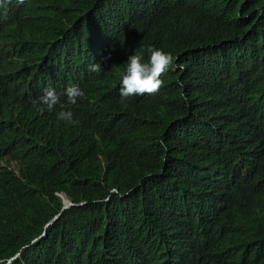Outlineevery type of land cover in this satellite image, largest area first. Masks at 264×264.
Returning a JSON list of instances; mask_svg holds the SVG:
<instances>
[{
  "label": "trees",
  "instance_id": "trees-1",
  "mask_svg": "<svg viewBox=\"0 0 264 264\" xmlns=\"http://www.w3.org/2000/svg\"><path fill=\"white\" fill-rule=\"evenodd\" d=\"M149 46L183 71L124 107ZM67 78L93 103L29 149L25 107ZM0 264H264V0L0 8Z\"/></svg>",
  "mask_w": 264,
  "mask_h": 264
},
{
  "label": "clouds",
  "instance_id": "clouds-1",
  "mask_svg": "<svg viewBox=\"0 0 264 264\" xmlns=\"http://www.w3.org/2000/svg\"><path fill=\"white\" fill-rule=\"evenodd\" d=\"M11 2L12 0H3L0 8H4L6 13L7 5ZM16 3L24 4L25 0H16ZM176 60L177 57L172 53L154 46H149L146 52L134 51L129 54L124 60L126 67L119 90L121 105L127 107L128 101L135 96L157 95L162 90L169 71H183V65L177 64ZM79 69H86L90 73L104 71L101 63L91 57L78 60L72 72ZM178 85L183 88V81H178ZM32 96L31 104L25 107L29 116L25 135L35 145L29 146V149L45 146L61 136L71 123L79 120V113L93 103L86 99L81 87L72 84L68 78L59 83H42ZM183 98L187 100L186 95ZM66 202L69 201L65 200V205Z\"/></svg>",
  "mask_w": 264,
  "mask_h": 264
},
{
  "label": "water",
  "instance_id": "water-1",
  "mask_svg": "<svg viewBox=\"0 0 264 264\" xmlns=\"http://www.w3.org/2000/svg\"><path fill=\"white\" fill-rule=\"evenodd\" d=\"M72 205H73L72 203H70V202H66V205H65L64 209H66V208H68V207H70V206H72Z\"/></svg>",
  "mask_w": 264,
  "mask_h": 264
}]
</instances>
